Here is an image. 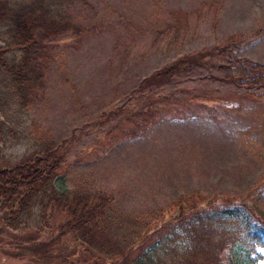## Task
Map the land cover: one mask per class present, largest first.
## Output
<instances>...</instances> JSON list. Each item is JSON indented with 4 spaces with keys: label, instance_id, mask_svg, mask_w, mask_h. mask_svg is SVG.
<instances>
[{
    "label": "rangeland",
    "instance_id": "obj_1",
    "mask_svg": "<svg viewBox=\"0 0 264 264\" xmlns=\"http://www.w3.org/2000/svg\"><path fill=\"white\" fill-rule=\"evenodd\" d=\"M68 12L88 32L57 43L46 86L29 107L1 102L0 163L52 142L65 153L57 189L112 196L122 238L180 200L207 204L216 195L244 200L264 220V95L198 69L156 91L199 103L194 111L158 119L134 137L122 135L127 121L117 126L126 106L149 93L151 80L144 91L141 81L175 60L231 39L241 44L237 56L264 63V0H74ZM176 17L183 21L178 32ZM6 216L0 203V264L60 262L39 247L64 215L46 216L38 206L16 229ZM62 247L51 256L85 257Z\"/></svg>",
    "mask_w": 264,
    "mask_h": 264
},
{
    "label": "trees",
    "instance_id": "obj_2",
    "mask_svg": "<svg viewBox=\"0 0 264 264\" xmlns=\"http://www.w3.org/2000/svg\"><path fill=\"white\" fill-rule=\"evenodd\" d=\"M73 1L0 0V105L4 101L8 107H29L46 86L57 43L80 41L88 32L68 12ZM182 25L176 17L177 32ZM240 45L227 40L144 78L139 89L144 91L151 80L149 93L135 106H126L124 117L117 121V126L127 121L122 135L134 137L149 131L158 119L194 111L199 103L160 97L156 91L198 69L217 71L221 81L236 89L264 95V63L237 56L234 51ZM64 164V151L48 141L17 163H0V203L7 212L6 226L16 229L27 223L38 206L46 216L57 212L66 217L39 247L47 260L60 261L57 264H256L264 259V220L244 200L217 195L204 198L207 204L198 198L180 200L154 223L134 226L131 235L122 238L117 233L125 224L115 227L113 223L120 216L113 211L112 196L57 189L55 181ZM57 245L70 246L85 257L71 262H64L61 255L52 257L51 249Z\"/></svg>",
    "mask_w": 264,
    "mask_h": 264
}]
</instances>
